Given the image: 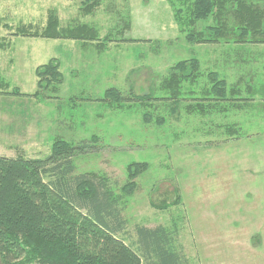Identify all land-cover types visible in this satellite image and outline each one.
<instances>
[{"label": "rangeland", "instance_id": "374dc122", "mask_svg": "<svg viewBox=\"0 0 264 264\" xmlns=\"http://www.w3.org/2000/svg\"><path fill=\"white\" fill-rule=\"evenodd\" d=\"M82 1L0 0V41L5 43L0 77L8 83L7 92L21 93H0V155L43 157L56 137L77 142L97 135L96 147L76 158L77 171L105 175L121 187L128 163L148 164L127 196L129 233L135 225L169 226L176 217L187 263L264 264V47L258 48L263 56L256 54L246 68L245 62L236 64L231 44H187L168 0H100L84 15ZM49 9L56 10L62 26L80 19L110 41L97 50L74 40L14 34L22 22L44 26ZM191 56L204 71L216 69L230 81L239 73L257 72L261 87L248 92L254 94L251 108L206 120L182 111L172 116L170 106L161 104L154 113L165 122L155 125L144 123L145 110L135 100L120 107L100 100L111 86L125 94L128 88L148 93L169 67ZM50 59L59 60L63 81L56 92L40 91L38 98L35 69ZM229 122L241 128L231 138L215 129ZM175 195L180 201L168 210L150 203Z\"/></svg>", "mask_w": 264, "mask_h": 264}, {"label": "trees", "instance_id": "16d2710c", "mask_svg": "<svg viewBox=\"0 0 264 264\" xmlns=\"http://www.w3.org/2000/svg\"><path fill=\"white\" fill-rule=\"evenodd\" d=\"M168 1L187 44H231L228 48L236 55V64L245 62L246 68L256 54L263 56V49L258 52V48L264 47V0ZM99 5L100 0H83L81 14H91ZM209 19L213 23L204 24ZM14 34L74 40L97 50L110 41L108 36L101 40L98 28L80 19L62 26L55 9L48 10L44 26L22 22ZM4 47L0 41V49ZM243 73L230 81L216 69L204 71L202 62L191 56L169 67L148 93L136 94L128 88L125 94L111 86L100 100L119 107L126 100H135L136 106L145 110L141 117L146 124H164L165 117L154 113L161 104L170 106L164 107L172 116L178 117L182 111L207 120L210 115L226 116L235 109L251 108L254 94L248 92H258L261 86L256 82L257 72ZM35 74V96L47 89L56 92L63 81L57 59L37 66ZM7 88L8 83L0 77V93L21 95L17 89L9 93ZM260 93L264 96V91ZM215 129L231 138L241 128L229 122L217 124ZM98 140L97 135L77 142L56 137L43 157L0 155V264H189L179 241L176 217L169 226L135 225L130 233L127 230V196L133 194L136 179L148 169L146 162L128 163L121 187L105 175L77 171L76 158L95 148ZM155 199L159 200L154 197L150 203L160 211L180 201L179 195L159 203Z\"/></svg>", "mask_w": 264, "mask_h": 264}]
</instances>
